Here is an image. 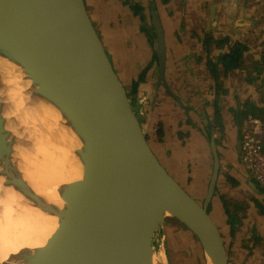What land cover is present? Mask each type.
Instances as JSON below:
<instances>
[{
    "label": "water",
    "instance_id": "1",
    "mask_svg": "<svg viewBox=\"0 0 264 264\" xmlns=\"http://www.w3.org/2000/svg\"><path fill=\"white\" fill-rule=\"evenodd\" d=\"M153 28L160 76L174 97L164 78V37L156 13ZM0 56L24 70L33 94L55 106L83 143L78 153L83 179L66 186L59 228L29 264H154L170 221L193 235L206 261L228 264L210 213L221 171L216 139L210 138V181L197 201L154 154L85 0H0ZM3 107L0 100L4 186H14L45 210L12 164Z\"/></svg>",
    "mask_w": 264,
    "mask_h": 264
},
{
    "label": "crops",
    "instance_id": "2",
    "mask_svg": "<svg viewBox=\"0 0 264 264\" xmlns=\"http://www.w3.org/2000/svg\"><path fill=\"white\" fill-rule=\"evenodd\" d=\"M85 3L154 154L197 201L210 181V138L216 139L221 161L216 190L229 195L231 215L241 221L233 232L224 193L214 196L210 213L228 264H264V189L242 166L239 153L245 120L264 117V0ZM154 13L164 37V78L176 99L160 76ZM236 44L244 52L238 67L227 69L224 58Z\"/></svg>",
    "mask_w": 264,
    "mask_h": 264
},
{
    "label": "bare ground",
    "instance_id": "3",
    "mask_svg": "<svg viewBox=\"0 0 264 264\" xmlns=\"http://www.w3.org/2000/svg\"><path fill=\"white\" fill-rule=\"evenodd\" d=\"M8 82L17 85L18 93L13 88L10 90L26 98L25 101L14 94L10 97L11 91L6 89ZM34 90L24 70L0 56V100L13 147L12 164L44 208L51 211L39 207L14 186H4L6 178L0 176V262L3 264H29L39 257L37 254L44 251L59 228L58 215L66 209L63 199L66 186L81 181L84 175V164L78 154L83 149L81 139L60 111L35 96ZM16 105L23 113L21 117L13 115ZM19 128L25 136L20 132L16 141L14 135L18 136ZM34 148L43 152L42 160L30 154ZM154 264H167L164 248L155 253ZM206 264L211 263L206 261Z\"/></svg>",
    "mask_w": 264,
    "mask_h": 264
},
{
    "label": "rangeland",
    "instance_id": "4",
    "mask_svg": "<svg viewBox=\"0 0 264 264\" xmlns=\"http://www.w3.org/2000/svg\"><path fill=\"white\" fill-rule=\"evenodd\" d=\"M8 83L9 84H6V86H7L6 89L9 90L8 92L11 91L10 88L11 89L13 88L12 90L14 92H16L17 90L15 91V89H16L17 85L14 83L11 84V82H8ZM12 86H14V87H12ZM13 91H11L9 93L10 97L14 94ZM16 93H18V92H16ZM16 93L14 95H16ZM16 96H21V95L17 94ZM20 98L23 99V101H25L24 99H26V98H23L22 96ZM12 112H13L14 116L16 114L20 117H21L20 114L23 115V113H21L22 111L20 110V107H17V106L14 107ZM24 114H25V112H24ZM26 116H28V114H26ZM22 120H24V118H22ZM21 128H19L16 131V132H18L17 133L18 136H15L16 135L15 134L14 140L16 139V137H17V139H18V137L20 138L19 133L22 132V131H20ZM216 130H217V133H218V131H221L217 127H216ZM20 134L25 136L23 132ZM22 135H21V138L23 141H25L23 139L25 137H23ZM17 139H16V141H17ZM19 140H18V142H19ZM221 140H223V139L219 140L220 143H221ZM42 153L43 152L41 150H37L35 148L33 149V151H30L31 155L38 157L40 160L43 159ZM209 163H210L209 164V171L211 174V172L213 170V159H212L211 154H210ZM226 173H227L226 171L221 172L222 176H224ZM189 181L191 183L193 181V179L191 177H189ZM228 184L231 187H234L236 185V182H234L233 179L228 178ZM216 192H217V194H215V195H219V194H222V192L224 193L225 191H224V189H219V191L216 190ZM228 196H229L228 194L224 193L223 195H221V199H222V202L224 204L226 213L228 215V222L234 228V230H233V232H234L235 229L239 228L241 221L240 220L238 221L235 218V216L231 215V209L235 206H234V204H233V206L231 205V202L229 201ZM196 197H198V199H199L200 198L199 194L196 193ZM199 201H202V198L199 199ZM162 245L164 247V251H165V254L167 257V264H206V259H205L202 247L199 244V242L193 237V235L191 233H189L183 226H181L180 224H178L175 221L168 222L166 225L165 231H162V233L160 234L159 246L157 247V250H156L157 253L161 252Z\"/></svg>",
    "mask_w": 264,
    "mask_h": 264
},
{
    "label": "built area",
    "instance_id": "5",
    "mask_svg": "<svg viewBox=\"0 0 264 264\" xmlns=\"http://www.w3.org/2000/svg\"><path fill=\"white\" fill-rule=\"evenodd\" d=\"M240 161L264 189V118L261 116L250 115L243 124Z\"/></svg>",
    "mask_w": 264,
    "mask_h": 264
},
{
    "label": "trees",
    "instance_id": "6",
    "mask_svg": "<svg viewBox=\"0 0 264 264\" xmlns=\"http://www.w3.org/2000/svg\"><path fill=\"white\" fill-rule=\"evenodd\" d=\"M243 52H244L243 46H241L240 44L234 45L229 56H226L224 58V62H225L227 69H234L238 67V63L240 61V58Z\"/></svg>",
    "mask_w": 264,
    "mask_h": 264
}]
</instances>
